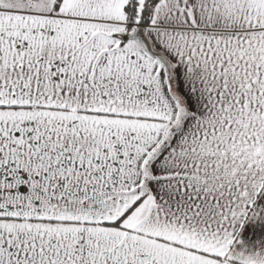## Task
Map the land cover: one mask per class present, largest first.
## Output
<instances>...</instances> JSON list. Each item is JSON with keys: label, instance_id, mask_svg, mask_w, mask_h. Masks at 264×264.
<instances>
[{"label": "snow or ice", "instance_id": "6c2138e0", "mask_svg": "<svg viewBox=\"0 0 264 264\" xmlns=\"http://www.w3.org/2000/svg\"><path fill=\"white\" fill-rule=\"evenodd\" d=\"M0 264H264V0H0Z\"/></svg>", "mask_w": 264, "mask_h": 264}]
</instances>
